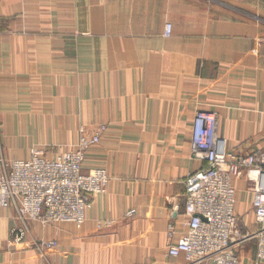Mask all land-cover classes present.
<instances>
[{"label":"crops","instance_id":"obj_1","mask_svg":"<svg viewBox=\"0 0 264 264\" xmlns=\"http://www.w3.org/2000/svg\"><path fill=\"white\" fill-rule=\"evenodd\" d=\"M198 112L217 116L229 151L264 148V0H0V154L52 160L102 125L82 171L110 178L81 225L27 222L15 246L21 221L0 209V264H186L168 246L202 168L189 153ZM234 185L239 231L255 232L252 194ZM236 251L255 264L254 242Z\"/></svg>","mask_w":264,"mask_h":264},{"label":"built area","instance_id":"obj_2","mask_svg":"<svg viewBox=\"0 0 264 264\" xmlns=\"http://www.w3.org/2000/svg\"><path fill=\"white\" fill-rule=\"evenodd\" d=\"M171 34L166 24L164 38ZM217 116L198 112L195 116L189 153L202 168L184 180V234L168 246V256H184L186 264H240L237 247L254 242L255 264H264V148L238 155L217 136ZM105 126L54 159L32 148L27 160H6L0 154V209H13L22 226L11 230L9 246L24 240L27 222L42 228L58 224L81 225L91 199L105 192L109 175L104 168L82 171L85 151L100 142ZM243 179L251 192V207L257 230L241 233L235 212L234 181ZM130 210L125 214L131 218ZM104 226H109L108 222ZM98 227L102 225L98 224ZM168 226V237H172ZM44 247L56 243L40 242Z\"/></svg>","mask_w":264,"mask_h":264}]
</instances>
